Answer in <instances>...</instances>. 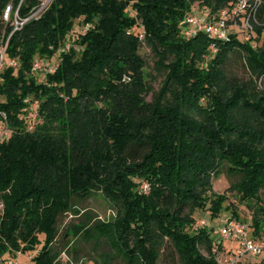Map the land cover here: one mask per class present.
Wrapping results in <instances>:
<instances>
[{"label": "trees", "instance_id": "trees-1", "mask_svg": "<svg viewBox=\"0 0 264 264\" xmlns=\"http://www.w3.org/2000/svg\"><path fill=\"white\" fill-rule=\"evenodd\" d=\"M235 1L52 0L38 19L13 32L6 61L17 65L6 64L0 73V113L9 127L0 139L1 255L32 249L44 233L35 264H61V234L66 246L83 240L101 249L94 264H221L222 245L193 226L196 211L216 216L225 201L230 217L239 219L229 195L213 190V178L224 169L234 178L228 191L255 209L252 232L259 233L264 0L262 24L253 32L234 28L217 40L182 29L195 7L215 14ZM38 3L0 0V15L12 4L28 17ZM4 29L9 34L13 27L0 19V39ZM68 40L73 45L65 50ZM144 43L167 72L151 100ZM234 57L247 79L231 72ZM35 58L56 63L55 72L34 73ZM35 99L39 121L29 129L28 100ZM95 192L115 207L113 219L82 210ZM66 213L79 220L61 233Z\"/></svg>", "mask_w": 264, "mask_h": 264}, {"label": "rangeland", "instance_id": "rangeland-1", "mask_svg": "<svg viewBox=\"0 0 264 264\" xmlns=\"http://www.w3.org/2000/svg\"><path fill=\"white\" fill-rule=\"evenodd\" d=\"M194 10L198 15L207 13L206 9L200 10L198 7H195ZM0 19H2L4 23L6 22L3 15H0ZM261 24L262 22L257 24L255 23V28ZM210 49L215 52L217 47L213 43L210 46ZM140 53L146 60L145 77L148 84H150L152 87V91H150L147 95V100H151L153 99L154 94L158 95L161 91L166 80L167 72L160 66L155 51L147 43L142 45ZM230 63L232 73L241 79L248 78V72L239 58L234 57ZM38 79L41 80L42 77L39 76ZM260 83L261 80L258 81V84L260 87H262ZM2 134L3 122L0 120V136ZM232 181H234V178L230 177L224 169L221 174L216 175L213 178V190L218 194L227 193L229 195L231 204H234V207L239 213V220L247 226L249 237L263 246V251L260 254H245L239 261V264H264V225H262L260 228L261 230L259 233L252 232V213L255 209L248 206L246 202L240 201L238 196L228 191ZM143 186L144 188H148V183L145 182ZM227 204V201L222 204V208L219 214L216 216H212L209 210H198L194 213L195 221L204 218L208 222V225L203 227L208 230L210 236L216 244L222 245V247H217V259L221 264H226V259L230 256V253H232L238 247L237 241L227 239L222 240L220 236L219 231L221 226L224 224L225 220L231 216V210L227 208ZM81 207L83 208V211L89 212V215L92 214L95 216V219L100 220L113 219L117 214L115 207L105 198L101 192H95L89 200L81 204ZM78 220V216L72 215L70 213L63 215L60 219L61 233L64 232L70 222H77ZM39 237V241L32 249L26 251H17L13 254L11 252H5L4 257L10 261H17L18 264H35L33 258L43 248L46 241V235L44 233H41ZM57 244L59 247L63 245L66 248L65 251H63L60 255L59 260L61 264H94V261L101 260L99 256L101 249H97L92 242L87 243L83 240H78L75 242L72 241L69 246H66L61 234L58 238ZM74 244L76 245V250L73 249ZM67 248H69L71 252H69ZM203 252H205V250H203ZM116 264L122 263L118 260L116 261ZM162 264L166 263L163 262Z\"/></svg>", "mask_w": 264, "mask_h": 264}, {"label": "built area", "instance_id": "built-area-1", "mask_svg": "<svg viewBox=\"0 0 264 264\" xmlns=\"http://www.w3.org/2000/svg\"><path fill=\"white\" fill-rule=\"evenodd\" d=\"M52 0H39L28 17H21L19 15L20 5L14 9L10 4L3 17L6 24H10L13 30L7 34L6 29L3 30L0 39V73L4 69L5 65H17V60L12 59L9 62L6 61V52L9 44V40L14 31L21 29L27 21L32 18L38 19L44 11L49 7ZM262 4V0H236L232 6H227L219 10L215 14L203 13L198 15L195 11L190 12L182 24L183 33L186 36H194L200 31L206 32L211 38L217 40L228 39L229 33L234 28H242L249 32L255 31V23H259L258 17L259 9ZM89 25L84 29V31ZM246 39L250 38V33L246 34ZM73 44L71 41H66L64 45L65 50H69ZM57 68V64L51 60H44L42 58H35L32 71L41 76H47L50 73H54ZM30 102L27 112V117L30 120L29 129H34L35 124L39 121V109L40 101L38 99L28 100ZM0 117L3 126V134L0 139L5 138L9 132L7 116L4 112L0 113ZM4 209L3 202L0 201V212ZM208 222L203 218L196 220L193 228L197 229L202 226H207ZM220 236L222 240H234L238 242V247L230 256L226 259V264H239V261L245 254H260L263 251V246L257 241L251 239L248 235L247 226L237 218L229 217L225 220L224 224L220 228ZM0 264H18L17 261L6 260L3 255L0 254Z\"/></svg>", "mask_w": 264, "mask_h": 264}]
</instances>
